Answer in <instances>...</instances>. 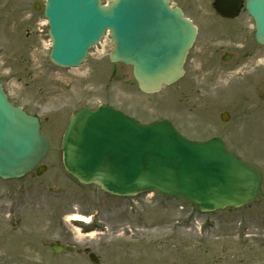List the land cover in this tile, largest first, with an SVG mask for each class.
Masks as SVG:
<instances>
[{"label": "rangeland", "instance_id": "1", "mask_svg": "<svg viewBox=\"0 0 264 264\" xmlns=\"http://www.w3.org/2000/svg\"><path fill=\"white\" fill-rule=\"evenodd\" d=\"M35 1L42 7L45 4V0H0V74L9 100L44 118L42 133L53 148L45 163L55 165L51 178L58 180L55 185L59 188H39L30 193L21 191L19 186L28 179L0 180V264H93L86 255L55 254L42 244L46 239L64 237L79 249L92 247L100 256V264H264V248L255 245L257 238L264 240V227H260L264 218L252 222L244 216L264 204V67L261 86L255 88L258 97L252 88L247 89L254 79L234 76L252 63H242L236 71L210 81L207 63H196L198 75L191 83H177L159 94L144 95L128 67L109 61L113 47L110 37L93 48L79 68H61L51 63L49 28L43 9L38 12L31 7ZM172 1L194 11L200 27V55L209 46L228 50L227 36L240 28L245 31L238 32L236 46L249 50L246 44L253 36L254 24L247 13L233 21L229 29H235L228 31L224 25L227 21L213 19L215 12L209 6L213 0ZM220 28L224 34L215 35ZM259 56L264 65V48ZM199 60L204 61L201 57ZM243 75L247 73L244 71ZM82 94L94 102L109 101L141 123L171 119L178 131L193 141L219 136L228 150L262 172L260 201L236 213L204 214L183 200L165 199L156 192L123 199L72 181L63 173L60 139L73 103H63ZM225 111L231 115L228 122L220 119ZM72 213L94 214L92 229L80 227L85 234L95 230V235L77 238L63 219L65 214ZM18 219L24 223L20 232L12 236L10 225ZM245 226L251 227L246 232L249 237L240 239ZM45 227L48 230L41 233ZM34 230L37 233L32 235ZM245 239L249 246L255 245L251 251L240 250L246 245Z\"/></svg>", "mask_w": 264, "mask_h": 264}, {"label": "water", "instance_id": "2", "mask_svg": "<svg viewBox=\"0 0 264 264\" xmlns=\"http://www.w3.org/2000/svg\"><path fill=\"white\" fill-rule=\"evenodd\" d=\"M213 5L220 15L233 18L243 1L215 0ZM246 8L256 23V39L264 44V0H248ZM45 16L54 64L79 66L109 29L111 62L132 65L139 90L147 94L182 76L183 60L196 38V29L179 9L170 8L169 0H115L108 6L99 0H48ZM48 150L38 120L12 105L0 83V177L24 176ZM63 150L70 174L116 196L156 190L213 212L240 208L260 194L262 174L228 152L220 139L192 142L169 121L142 125L111 107L77 114ZM51 248L63 250L56 243Z\"/></svg>", "mask_w": 264, "mask_h": 264}, {"label": "flooded vegetation", "instance_id": "3", "mask_svg": "<svg viewBox=\"0 0 264 264\" xmlns=\"http://www.w3.org/2000/svg\"><path fill=\"white\" fill-rule=\"evenodd\" d=\"M243 11L245 12V10H243ZM185 15L188 16L189 18H191L187 12H185ZM220 19L228 22V24H225L226 29H229L230 27H232V22L234 20H226L223 18H220ZM191 20L193 22L195 21L194 24L197 23L195 18H191ZM233 29H235V28L229 29L228 31H232ZM222 30L223 29H221V28L218 29L215 32V35L222 34L223 33ZM241 31H245V29L240 28V29L232 31V33L229 36L226 35L227 36V42H228V44H227L228 50L224 49L223 46H219V47H215V48H212L214 46H209L208 49L201 52V55L199 54V50H198V46H197L198 39H197L196 43L194 44V46L192 47V49L190 50V52L186 58L185 66H184V75L179 80V82H191L192 79L198 75V73H197L198 68L196 67V63H207L206 68L208 69L207 71H208L209 81L213 80L214 78L221 76V75L223 77L225 74L231 72V70L236 71V69L241 67L242 63H252L248 69L243 70L240 73L238 72V74L236 73V75H234V76L238 77L240 75L239 77L240 78L242 77V79H245L246 77H248V79H250V80L254 79V82L251 83L250 86H247V89L252 88V90H254V92H255L254 95L256 97H258L259 93L255 91V88L256 89L260 88L262 80L260 79L261 75L258 74V68L254 65V63H260V57H259L260 47L255 42L254 35H253V37H251L250 42L248 44H246L249 50L246 51L243 48L241 49V48L237 47L236 46L237 45L236 36L239 34L238 32H241ZM253 32H254V26H253ZM219 38L221 41H223L222 37H219ZM246 45H242V46L246 47ZM200 57L202 59H204V61H200L199 60ZM232 65H233V68H232ZM131 71H132V69H131ZM244 71L247 73L248 76L243 75ZM253 85H255V86H253ZM243 97L244 98H250L249 96H245V95H243ZM81 109H82V104H81ZM48 171H49V168L46 169L45 174H47ZM31 176H33L34 179H38V176L35 173H32ZM39 177H42V176H39ZM40 186H43V183H41ZM22 188H24V187H22ZM258 217L259 216H257L256 218H258ZM260 218H264V215H261ZM255 220H259V219H254L252 222H254ZM20 225H21V221H17V222L15 221V222L11 223L10 233L13 234L12 236H15L17 233L20 232V230H19ZM47 230H48V228H46L42 233H44ZM36 233H37V231H35V230L31 231L32 235H34ZM60 242L69 243V241L66 237L61 239ZM42 243L47 246L48 242L46 240H43ZM255 245L259 246L260 248H264V240L257 238L255 240ZM255 245H251V246H255ZM251 246H249V250H251V248H252ZM242 249L246 250L247 248L243 247ZM238 257H239V254H238Z\"/></svg>", "mask_w": 264, "mask_h": 264}, {"label": "clouds", "instance_id": "4", "mask_svg": "<svg viewBox=\"0 0 264 264\" xmlns=\"http://www.w3.org/2000/svg\"><path fill=\"white\" fill-rule=\"evenodd\" d=\"M7 71H10V69L7 70ZM73 207L74 208H78L79 205H73ZM93 215L94 214H91V215H88V216H84V215L79 214V213H72V214H65L63 219L66 222L69 223V226L74 230V233H75L76 237L79 238V237L84 236V235L94 236L95 235V230H93L90 233L85 234L83 232V229L80 226L71 224L70 222L73 221V220H81V221H84L85 223H90L91 220L93 219Z\"/></svg>", "mask_w": 264, "mask_h": 264}, {"label": "bare ground", "instance_id": "5", "mask_svg": "<svg viewBox=\"0 0 264 264\" xmlns=\"http://www.w3.org/2000/svg\"><path fill=\"white\" fill-rule=\"evenodd\" d=\"M76 221H81V220H76ZM84 222V221H83ZM92 237V236H91Z\"/></svg>", "mask_w": 264, "mask_h": 264}]
</instances>
